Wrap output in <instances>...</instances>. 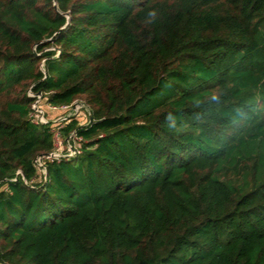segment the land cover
Returning a JSON list of instances; mask_svg holds the SVG:
<instances>
[{"label":"trees","instance_id":"1","mask_svg":"<svg viewBox=\"0 0 264 264\" xmlns=\"http://www.w3.org/2000/svg\"><path fill=\"white\" fill-rule=\"evenodd\" d=\"M0 264H264V0H0Z\"/></svg>","mask_w":264,"mask_h":264},{"label":"built area","instance_id":"2","mask_svg":"<svg viewBox=\"0 0 264 264\" xmlns=\"http://www.w3.org/2000/svg\"><path fill=\"white\" fill-rule=\"evenodd\" d=\"M28 93L31 94V92L28 91ZM33 96H36V100L34 101V103L32 104V109L34 111L35 110H38L37 109V106L35 107V105H38L37 102L40 100L41 98V93H37L36 95L34 94H31ZM77 108H76V106ZM83 107L84 109L87 110V115L90 117V114L88 113V109L86 106H84L83 104H79L78 101H74L70 106H52V105H48V108L51 109V110H54V109H60V110H66L68 108L70 109H74V113L72 114V116L74 115H79V113L81 112V108L80 107ZM80 108V109H79ZM33 111L31 113L32 117H33V120L35 122H44V123H47L46 120H42V119H35V117L33 116ZM40 112H42L41 110H38ZM71 117V116H69ZM64 120H67L66 118H64L63 120L61 121H64ZM89 122V120H87ZM87 123V122H86ZM85 123V124H86ZM62 137L60 135V133L58 131H55L54 132V145H55V149L50 152V153H47V154H44V155H39L35 158V162L37 164L38 167H40V170L43 174H45V168H44V165H45V161L46 160H52V159H55V158H59V157H70V156H73L75 154H77L79 152V142H80V137H77L75 135V131H71L69 133V135L66 137V140L61 143V147L57 146L56 142L59 141V138ZM72 142H75L77 143V145H69L71 144ZM65 145V146H64ZM59 148L61 149H65L66 148V154L62 153L60 154L59 152L55 151V150H58Z\"/></svg>","mask_w":264,"mask_h":264},{"label":"rangeland","instance_id":"3","mask_svg":"<svg viewBox=\"0 0 264 264\" xmlns=\"http://www.w3.org/2000/svg\"><path fill=\"white\" fill-rule=\"evenodd\" d=\"M43 101H44V99H43ZM78 103L82 104L79 101H78ZM37 104L38 105H35V107L37 106V109L41 110L42 112L34 109L33 116L35 117V119L46 120V122L50 123V124L63 122L61 120H63L64 118L67 119L69 116H72V114L74 113V109H70V108H68L66 110H60V109L51 110L48 108L47 104H44L42 101H38ZM76 108H77V106H76ZM80 108H81V112L79 113V115L81 117V123H86L87 117H88V115L86 113L87 110L84 109L82 106ZM42 123H44V122H42ZM63 140L65 141L66 137H60L59 141L56 142L57 146L60 145L59 147H61V143L63 142ZM69 145H77V143L72 142ZM55 151L59 152L60 154H62V153L66 154V152L68 150L66 151V148L65 149L59 148L58 150H55Z\"/></svg>","mask_w":264,"mask_h":264}]
</instances>
